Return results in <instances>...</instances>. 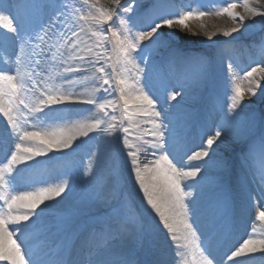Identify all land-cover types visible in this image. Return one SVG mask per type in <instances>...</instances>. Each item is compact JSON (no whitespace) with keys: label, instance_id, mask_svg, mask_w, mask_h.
Here are the masks:
<instances>
[{"label":"snow or ice","instance_id":"snow-or-ice-1","mask_svg":"<svg viewBox=\"0 0 264 264\" xmlns=\"http://www.w3.org/2000/svg\"><path fill=\"white\" fill-rule=\"evenodd\" d=\"M3 2L0 0V7ZM111 3L112 7L104 9L83 0L81 8L87 5V11L81 12L72 8L69 0H14L4 9L11 16L0 11V27L9 29L17 42L29 49L23 61L32 68L31 72L21 70L22 58L17 53L13 67L0 70V119L6 120L9 138L8 153L0 162V264H241L257 252L264 255V238L247 232V238H236L240 227L236 186L227 179L228 162L212 147L216 144L218 148L228 138L244 144L238 157L243 167L258 146L260 179L264 181V119L257 141L255 118L242 117L244 89L236 83L230 102L221 106L212 95L207 97L203 110L214 117V135L207 137L205 147L187 155L188 161L201 162L195 167L177 166L178 145L191 131L190 116L186 114L181 124L170 110L174 106L157 110L159 101L168 105L181 96V91H167L171 76L181 81L177 85L181 89L209 87L211 62L183 51L168 36L174 29L187 27L190 18L209 13L173 9L167 0H148L142 12L138 11V0H134L137 11L124 7L121 0ZM258 3L260 7L250 11L260 17L264 27V0ZM244 5L247 8V0ZM237 7L233 0L215 13H227L237 22L223 32L225 37L249 27ZM117 22L125 26L123 30L112 27ZM92 28L100 30L92 33L96 39L88 45L81 35ZM109 50L116 54V63H112ZM259 68L257 64L244 73L252 95L259 86L254 79ZM227 69L233 70V64H227ZM77 76L90 79L96 95L86 97L72 91L77 83L73 77ZM157 79L164 88L163 96ZM113 93H118L115 101L109 99ZM82 105L90 107L83 109ZM131 106L142 112L144 123L151 128L145 129L133 119ZM97 108L99 111H94ZM118 108L123 109L127 121L117 119ZM72 115L90 119L69 122ZM56 121L64 124L48 126ZM125 123L130 126L125 127ZM134 131L139 133L135 137ZM90 134L121 146L142 202L165 230L173 251L171 260L153 258L147 220L142 222L127 207L117 188L119 173H102L103 154L93 153L94 167L79 176L85 187L74 206L44 215L50 204H59L58 197L63 199L73 192L77 176L71 171L62 174L67 179L56 187L19 190L22 172L58 154L65 155L74 142L80 137L91 138ZM45 182L29 176L25 187ZM10 183L16 190H9ZM109 198L114 201L111 211L103 218L89 219L91 207ZM246 199L255 209L252 219L264 220V189L259 203L251 193H246ZM81 217L85 225L82 243L77 246L69 232L73 221ZM51 225L66 237L58 243L54 258L45 243ZM18 237L24 239L18 242ZM137 246L145 253L142 259L129 253V247ZM186 247L192 250L189 258L182 255ZM205 256L202 262L199 257Z\"/></svg>","mask_w":264,"mask_h":264},{"label":"rangeland","instance_id":"rangeland-1","mask_svg":"<svg viewBox=\"0 0 264 264\" xmlns=\"http://www.w3.org/2000/svg\"><path fill=\"white\" fill-rule=\"evenodd\" d=\"M175 1L177 2L173 4V2ZM69 2L72 8L79 9L81 12L87 11V5L81 8V4L83 3V0H69ZM121 2L124 7L132 6L133 10L137 11L134 0H121ZM138 3L140 5V8L138 11L142 12L144 5L148 3V0H138ZM167 3L173 9L179 8V10L181 11L192 10L194 12L204 11V12L209 13L208 15H205L202 17L194 16L190 18L187 21V27L174 29L172 32L168 33V36L183 51L193 54V55L202 56V57L207 58L211 62V73H212L209 87L203 90L202 89L198 90L192 87L181 89L180 87L177 86L178 83H180L181 81H178V79L175 76L169 77L168 78L169 87L167 91L168 92L181 91V96H178L176 101H171V102L177 105H182V107L186 111H188L189 109L194 110L193 107L197 105L201 92H204L205 90L206 91L210 90L211 92H214L213 97L215 98L217 104H219V101L217 98H220V99L223 98V101L227 103V102H230V97L231 95L234 94L232 89H234L236 83H239L242 89H244V93H243L244 94V101H243L244 111L242 113V117L252 116L256 119L257 118L256 107L257 105L260 104V101L262 100V98H255L254 95H252L251 91H249L248 78H246L244 75L239 76L240 74L238 72L245 71L244 68H237V71H235L237 76L233 75L232 72L230 71L227 72L228 70L226 68L227 64L231 63L234 65V58L230 52V45H228V43L224 45L219 44V43L214 45L212 43V38L214 37L222 38L223 31H224L222 29V25L224 27V22H222L219 15L215 14L216 12L220 10L218 9V4L214 3V0H200V2L197 5H194L193 7H190L188 6V4H185L184 0H173V1L167 0ZM88 4H95L96 7L104 8V9H108L109 7L113 6L111 3V0H88ZM237 4L238 6H241L240 3H237ZM0 9H2V7ZM6 12H9V11H6ZM213 20H215L217 23L215 24L212 23ZM195 24L197 27H199V28H196V30H198L199 32L193 31L192 27ZM112 27L117 28L118 30H123L125 26L119 25L117 22V23H113ZM216 31L221 34V37L217 35ZM219 40H222V39H219ZM109 52H111L110 56L112 57V63H116L117 61L116 54L113 53L111 50H109ZM230 56H232V58H230ZM261 68H264V66H262ZM239 77L243 78V82L240 81ZM254 77H255V80H258L259 82L262 80L264 81L263 79L264 73H262L261 77L258 75ZM73 79L76 80L78 78H73ZM48 82L49 81L45 80V83H48ZM158 82H159V85L163 88L159 79H158ZM175 86L177 89L175 88ZM89 87H91V89L94 91V87L92 83H90ZM255 92L256 93L260 92V89L255 88ZM149 95H151V93H149ZM109 99L114 100V98H111V97H109ZM153 99H155V97H153ZM95 111L98 112L99 109L97 108L95 109ZM130 111H132V107H130ZM134 112L137 114H134L133 119L137 120V118H139L138 115H141L142 112L140 110H137L136 107H134ZM202 112H204L203 120L207 121L209 116L205 113L203 108H202ZM122 119L127 121L128 118L127 116L123 115ZM203 124L207 128H209L207 131L208 134L206 135V137L214 135V126H208V124H205V122H203ZM124 126L129 127L130 125L128 123H125ZM144 127L145 129L151 128V124L145 125ZM256 129H257V122H256ZM138 134L139 133L135 131L132 133L133 137L137 136ZM84 144L85 142L82 143V145ZM86 144L87 146L83 148L84 150L79 149L75 153L77 155V158L85 159V161L83 160V163H84L83 168L75 167L74 162H70L68 160H62V161H59L58 163L59 164L58 175H62L64 172L71 171L76 174L77 180L74 185L73 192L69 193L71 194L69 195L71 198H68V200L66 201L67 203L59 204L57 206V209L59 206H60L59 208L70 207L72 203L70 199H72L75 195L78 196L83 191L85 184L83 183V181L79 179V176L82 173L87 174L90 172V170L94 167V165H91V164L88 165L86 164V162L91 159L90 157L92 156L94 152H97V154L100 155L98 151H101V153L104 154V163L101 168L102 173L105 176L111 175L114 170L119 173L117 188H118V191L121 192L124 198L126 199L127 207L131 209L133 212H135L137 214V218L142 219V222H143V218H146L147 220L149 231L151 233L150 243L152 245L153 252L155 253V256L153 258L158 260L159 253L167 249L169 255L167 256L165 253L164 257L165 259L171 260L173 257V251H172V247L170 246V244L166 242L165 230L162 228V226L158 224V217L150 214V209H146V204L142 202L141 200L142 194L137 191V187L134 185L133 180L129 175L128 166H127V163L125 162L124 154L121 150V146L119 145V143L118 142L110 143L105 138L98 137L95 134H92L91 138L88 137V141L86 142ZM237 146H238L237 142H234L231 138H228V139H225L224 143L220 144L218 148L224 149L226 150V152L228 150H231V154L233 155V151L237 148ZM73 147L80 148L79 145H76V146L73 145ZM179 165L180 164L178 163L177 166L179 167ZM254 174L259 178L261 177L259 175L258 170H256ZM65 177L66 176L62 175L63 179H67V177L66 178ZM85 179H87L86 176H85ZM246 182L247 180L244 182L241 180H238V183L235 180L233 181L234 185H236V183L238 184L236 189L238 188L237 192L240 194L239 200L241 199L242 203L243 201H248L246 199V195L243 193L244 189L246 188V186H244ZM248 193H253V192L250 189ZM253 194L261 198L260 191H255ZM110 205L114 206V201L111 198H109L107 202H102L100 204L94 205L90 211L91 217L89 219L103 218L107 212L111 211ZM141 214H142V217H141ZM74 221L75 222L80 221V223H83V222L85 223V219L83 217L76 219ZM262 238L264 237H261L260 239ZM46 241L48 242L49 240H46ZM129 253L141 259L144 258L145 256V253L142 251V249L139 246L134 247L133 249L129 248ZM140 254H142V256L138 257L137 255H140ZM182 255L184 258H189L192 255V250L186 247L182 250ZM206 258L207 257H199V259L202 262ZM259 264H263V262Z\"/></svg>","mask_w":264,"mask_h":264},{"label":"bare ground","instance_id":"bare-ground-1","mask_svg":"<svg viewBox=\"0 0 264 264\" xmlns=\"http://www.w3.org/2000/svg\"><path fill=\"white\" fill-rule=\"evenodd\" d=\"M10 1H13V0H4V2H3V5H7ZM224 2H225V0H224ZM231 2H233V0H227V3H231ZM236 2L237 3H240L241 4V7H237V9H236V11H238L241 15H243L244 17H245V23L246 24H248L249 25V27H248V29H247V31H243L242 30V32L241 33H233L232 34V36H229V37H222V38H217V37H214V38H212V43L215 45V44H225V43H228L229 45H232V41H230V40H233L232 38H245L246 39V36L247 35H251V34H255L256 32L258 33V36L259 37H261V35H263L264 34V27H262V22H261V20H260V17L259 16H254L253 15V13L250 11V9H252V8H259L260 7V4L258 3V0H247V8L245 7V5H244V0H236ZM226 3V2H225ZM227 3H226V6H227ZM1 8V7H0ZM5 14V13H4ZM6 15V14H5ZM219 17H220V19L222 20V22H224V27H223V25H222V29L224 30V31H226V30H228V29H230V28H232V27H234V26H237V22L235 21V20H233V18L230 16V15H228L227 13H223V14H221V15H219ZM233 21V22H232ZM232 22V23H231ZM212 23H217L215 20H213L212 21ZM217 25V24H216ZM229 27V28H228ZM196 28H199V27H197L196 26V24L192 27V29H193V31H197V32H199L198 30H196ZM100 29H97V28H92V29H88L87 30V34H82L81 35V39L86 43V44H88V45H92L93 43H94V40L96 39L93 35H92V33L93 32H95V31H99ZM9 29H5V28H3V27H0V38H2V39H4V38H6L7 40H8V35H9ZM223 31V32H224ZM217 32V31H216ZM202 33V32H201ZM241 34H243V35H245V36H242ZM217 35L219 36V37H221V34L219 33V32H217ZM240 36H242V37H240ZM223 38L225 39V40H228V42H225V40H223ZM261 38H263V36L261 37ZM260 38V39H261ZM219 39H222V40H219ZM244 40V39H243ZM2 42V41H1ZM242 45H245L246 44V46H245V48L243 49V56H248L247 58H249L250 60H253L254 61V65H251L252 67H254L255 66V64H259V56H253V53H252V51H255L254 49H253V47H254V45H252V44H247V40H245V43H241ZM257 44H259V43H257ZM256 44V46H258ZM6 46L7 47H9V48H12L13 50L15 49V47L13 46V45H8V44H6ZM259 47V46H258ZM20 50L18 51V54L20 55V57L22 58V61H21V70H23V71H26V72H30L31 70H32V68H31V66L29 65V64H27V63H25L24 61H23V57L25 56V54L29 51V49L24 45L23 47H20L19 48ZM110 54H111V52H109L108 53V55L110 56ZM0 57H5L6 59H0V66H1V68H5V69H3V70H5V71H8L10 68H12L13 67V58H14V56H11L10 54H8V53H6L5 51H3L1 48H0ZM8 61V62H7ZM244 63H246V62H244ZM239 66H242L243 65V63L242 62H240V63H237ZM8 65H9V67H8ZM227 67V66H226ZM249 68H251V67H249ZM234 67H233V70H229V71H234ZM262 70H264V68H261V66H260V68L258 69V73L257 74H255L254 76H262V73H264V71H262ZM79 79H81V78H84L83 76H77ZM76 80L77 81V83H75L74 85H78L77 87L80 89V90H72V91H75V92H77V93H79V94H81V95H84V96H90V95H96V93L88 86V83H91L90 82V79H82L84 82H83V84H81L79 81H81V80ZM254 79H255V77H254ZM264 79V78H263ZM241 80V82H243V78L242 79H240ZM74 85H73V87H74ZM82 88H84V89H86V90H88L87 92L85 91V90H82ZM256 88H258V89H260V92H258V93H256L255 95H254V97L255 98H262V100L260 101V104L257 106V108H256V116H257V120L256 121H258V119H259V116L260 117H262L263 119H264V81L262 80V81H260L259 82V86L258 87H256ZM263 89V90H262ZM202 91V90H201ZM206 91V90H205ZM206 94H208V96L209 95H212V96H214V92H211L210 90L209 91H206L205 92ZM117 96H118V93H113L112 94V96H110L111 98H114V101H115V99L117 98ZM247 96V95H246ZM183 98V97H182ZM217 98V97H216ZM217 99H219V100H221L220 98H217ZM174 107H171V112H172V114H173V116L174 117H176V119H177V121L180 119V118H183L184 116H185V113H184V110L182 109V107L181 106H179V105H177V104H175V105H173ZM85 107H90V106H87V105H82L81 106V108H85ZM132 107V111H130V112H132V113H134V114H137V113H135L134 112V107L135 106H131ZM263 108V109H262ZM158 110V109H157ZM94 111H95V109H94ZM117 113H118V115H117V117H118V119H122V117H123V109L122 108H118V111H117ZM259 114V115H258ZM0 116H2V114H0ZM138 117L139 118H137V121H139L140 122V124H141V126L143 127V128H145L144 126L145 125H148L147 123H144V120L146 119V118H144L142 115H138ZM87 119H90V117L89 116H87V115H85V116H76V115H72V116H70L69 117V122H72V121H84V120H87ZM64 124V121H56V122H50L49 123V127H58V126H61V125H63ZM151 127H152V125H151ZM259 128H261V126L259 127ZM91 135V134H90ZM88 139V137H80L76 142H74V144L73 145H79V146H81V144L82 143H84V142H87L86 140ZM190 142L191 141H189L186 137L184 138V141L181 143H179V145H178V149L179 148H181L182 149V147H184L185 146V148H186V146H190L189 144H190ZM217 143H219V142H217ZM237 145H239V146H241L242 145V143H240V142H237ZM86 145H84V146H82L81 147V149H83L84 147H85ZM243 147H245V145L243 144L242 145ZM0 147L2 148V149H6V150H8L9 149V138H8V134H7V124H6V120L5 119H0ZM203 147H205V146H203ZM213 148H215L216 149V152H217V150L218 149H220V148H217L216 147V144H214L213 146H212ZM242 147V148H243ZM102 148V147H101ZM70 150V149H69ZM103 150V149H102ZM231 151V150H230ZM65 152H66V154H65V156H68L69 154H71V153H69L68 152V150H65ZM99 152V154H103V153H101V151H98ZM95 154H97V152H94ZM219 153H222L221 155H219V154H217L219 157H222L225 161H227L228 162V170L230 169V167H231V164H232V159H231V156L228 154V155H224L223 153H226V150H224V149H222V150H219ZM98 155V154H97ZM104 155V154H103ZM210 155H211V152H210ZM253 155H256L257 156V158H258V155H259V149H257L255 152H254V154ZM142 158H144L143 156H141V159ZM80 160L81 161H85V159H82V158H80ZM51 163H52V167L54 168V166H58V164L55 162V161H51ZM185 163H189L190 165H188L189 167H195V166H198L201 162H199V161H195V160H193V161H185ZM48 164V163H47ZM86 164H91V165H95V159L94 158H91L89 161H87L86 162ZM40 168L39 167H37V168H33V169H30V170H28L29 171V173L30 174H34L36 171H38ZM260 169L262 170V167H260ZM228 170H227V172H228ZM262 172V171H261ZM24 183H26V182H24ZM59 183H61V182H58V183H56V184H47L46 186H44V187H56V186H58L59 185ZM29 187V186H28ZM69 195H71V194H67V195H65L64 196V198L63 199H60L59 197L57 198L58 200H59V204H61V203H67L66 201L68 200V198H71ZM79 196H80V194L77 196V195H75L72 199H70V201L72 202L71 203V205H70V207L71 206H74L77 202H78V200H79ZM261 200H259V201H257L258 203L260 202ZM59 204H55V205H52V204H50V208L48 209V210H46V212H45V216H49L51 213H52V211L54 210V209H57V206L59 205ZM249 205L250 204H247V209H248V213H254V211H255V209H252V208H250L249 207ZM94 206V205H93ZM93 206L91 207V209L93 208ZM41 207H43V205L41 206ZM60 207V206H59ZM59 207H58V209H59ZM91 209H90V211H91ZM245 219V218H244ZM244 219H242V214H240V221L242 222V221H244ZM253 221H254V219H252V216H251V222H247V224H244V226H243V232H248L249 233V229H250V225L251 226H253V227H255V229H254V231L253 232H251V235L254 237V238H261V237H263L264 236V221L262 220H258V219H255V221H254V224H252L253 223ZM80 225V223H77V222H75V221H73V223H72V225H71V227L73 228V227H78L77 228V230H78V232H76V233H78V234H76V233H74V234H72V236H71V239H72V242L76 245V239L77 238H79L80 237V239H81V241H82V239H83V237L81 236V233L83 232V230H84V226H79ZM246 225H247V227H246ZM50 229L51 230H53V234H51V235H49V238L52 240V241H56V240H59V241H61V240H63V239H65L66 237L64 236V234L62 233V232H60L59 231V229H58V227L57 226H55V225H51L50 226ZM81 233H80V232ZM72 232H69V236H70V234H71ZM61 234V235H60ZM22 239H24V237H18L17 238V240L19 241V240H22ZM59 243V242H58ZM58 243H56V247H55V249L54 250H51V246L50 245H47V249L52 253V258H54L53 257V255L56 253V251H57V245H58ZM171 246V245H170ZM129 248H131V249H133L132 247H129ZM165 252H168L167 251V249L165 250ZM138 257H140V256H142V254H140V255H137ZM252 256H258V257H260L261 256V254L259 253V252H257V253H255V254H253ZM246 259V258H245ZM251 260V259H250ZM259 261V260H258ZM241 262H243V259H242V261ZM247 263H241V264H252V263H255V262H257V261H254V262H249V260L248 261H246Z\"/></svg>","mask_w":264,"mask_h":264}]
</instances>
